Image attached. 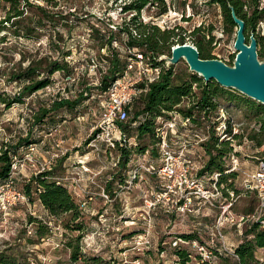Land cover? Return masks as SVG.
Segmentation results:
<instances>
[{
    "label": "rangeland",
    "instance_id": "rangeland-1",
    "mask_svg": "<svg viewBox=\"0 0 264 264\" xmlns=\"http://www.w3.org/2000/svg\"><path fill=\"white\" fill-rule=\"evenodd\" d=\"M166 2V13L156 16L155 8H144L140 14L141 20L144 23H156L162 29L181 26L185 42L189 43L196 41V35L190 34L194 27L201 25L209 29L213 26L211 34L214 35V40L206 46V50L227 63L234 58L235 32L230 34L223 30L219 6L208 3V0ZM262 2L264 3V0ZM122 3L120 0H68L66 3L61 0L62 7L73 12L69 17L75 22L71 32L61 29L66 44L63 49L68 50L64 59L71 66L72 72H54L48 85L23 97V101L14 102L9 108L0 103V148L4 144L17 145L21 138H26L28 131L29 140H34L19 145L17 151L13 152L17 166L10 171L9 179L0 182V252L14 257L18 262L26 260L28 264H85L81 257L75 262L71 261L70 248L65 244L68 238L80 234L81 254L86 257L96 256L100 264H182L177 251L185 249L171 245V240L175 235L191 233L196 235L195 238L200 240L198 242L207 250L212 251V259L216 264H227L215 254L219 252L215 248L221 245V241H208L210 233L205 227V224L215 220L219 213L218 208L212 210L206 206L203 208L206 215H187L182 222L175 211H167V208L171 207L169 202L156 204L155 193L160 184L146 169L151 162L149 149L142 152L133 150L124 167L117 146L95 147L88 143L91 128L100 118V97L97 96L95 81L102 78L106 69V62L101 56L109 53L106 48L98 51L97 47H92L90 25L107 26L117 30L116 27L123 25L124 20H128L130 16L121 10ZM263 28L264 20L258 29ZM46 37L43 35L32 41L9 37L5 42H0V93L14 96L20 90V82L10 77L15 70L27 65L28 61L21 59V50L26 51L28 58L43 54L59 57L50 50ZM126 38V34L121 32L113 40V45L123 54ZM188 66L185 60L180 59L174 64L175 75L187 78L188 72L194 73ZM86 86H91V93L76 109L51 111L45 122H33L35 112L38 111L36 109L42 104L50 105L60 97L74 99ZM193 90H198L197 83H193ZM220 100L217 110H226L241 129L231 142L233 144L229 145V150L219 160L226 168L232 165V157L235 156L244 164L243 168L255 171L259 164L257 158L264 156V141L257 145L256 140L250 137V134L258 129V124L245 107L224 100L220 103ZM139 101L131 106L132 110L128 115L127 122L132 126L137 124L132 120L134 110L141 108ZM189 105L185 98L179 108L185 109ZM196 112L195 114L199 115L202 111ZM215 113L216 110L211 111L209 115ZM209 120L204 121L203 126L211 124ZM135 129L136 127L133 133L136 132ZM191 137L187 135L188 139ZM207 145L208 143L204 144L203 149L208 161L210 157ZM12 166L13 164L11 168ZM44 170L54 171L53 178L74 194L86 224L81 232L64 227L63 222L67 220V215H51L41 203L35 187L30 195L25 193V199L8 204L7 198L10 197L11 189L22 190L30 178ZM234 173V178L227 177L221 184L223 192H227L229 183L242 189L243 176ZM105 185L110 186L112 196L107 192V196L103 194ZM238 195L231 207L235 215H246L258 207L259 197L254 190L239 191ZM31 217L48 225L51 221L50 232L39 238L36 233L37 223L31 222ZM235 220V223L222 227L226 239L234 244L237 237H243L247 224L246 220H239L238 217ZM239 230L242 235L238 234ZM186 247L193 256L190 257L191 260L196 259V254L199 255L197 247ZM257 251V256L264 264V248ZM226 256L236 260L232 256Z\"/></svg>",
    "mask_w": 264,
    "mask_h": 264
},
{
    "label": "trees",
    "instance_id": "trees-1",
    "mask_svg": "<svg viewBox=\"0 0 264 264\" xmlns=\"http://www.w3.org/2000/svg\"><path fill=\"white\" fill-rule=\"evenodd\" d=\"M65 3L68 0H64ZM123 3L120 5L121 10L130 14L128 20H124L123 25L116 27L113 30L110 27L90 25V34L92 47H97L99 51L106 48L109 53L101 56L106 62V69L100 78L101 85L96 86L98 92H102L108 84L117 76L121 75L128 58L134 54L130 51L121 53L119 49L113 45V40L117 34L123 32L127 38L124 44L129 47H135L138 51H152L153 60L156 63L163 64V61L157 60L156 57L162 54H170L171 46L176 43L185 42V35L181 26L161 28L156 23H144L140 14L144 8H155V15L166 13L168 6L166 0H120ZM208 3L219 6L222 15L223 30L227 33L236 31V24L232 16V10L235 14L245 21V36L247 40L253 33L257 37V52L260 58H264V28L259 30V26L264 20V3L262 0H208ZM61 0H0V42H5L9 37L21 38L25 40H36L43 35L47 36L48 45L54 54L59 57H53L50 54H43L28 58L26 51L21 50L22 61L27 60V65L24 68L15 70L10 79H15L20 82V90L14 96L0 93V103L4 104L5 108H9L14 102L23 101V97L31 94L48 85L51 82V76L56 71H61L64 74L72 72L71 66L68 64L64 56L68 54L65 39L63 37V28L71 32L74 27L73 21L70 20L71 14L67 9L62 7ZM71 7V6H69ZM205 29L204 26L198 25L190 32L191 35H196L194 44L199 50L202 58H216L206 46L214 40L212 28ZM62 29V30H61ZM135 32H134V31ZM234 57V55H233ZM232 64V60L229 61ZM193 83H197L198 90H193ZM91 91V86L80 90L74 99L57 98L50 105H44L37 108L34 115V123H43L45 118L51 111L66 109L73 111L83 102ZM86 93V95H85ZM187 99L190 105L187 108H179V104L183 99ZM140 99V101H139ZM221 99V100H220ZM218 100L234 102L239 106L245 107L251 113V117L258 124V129L254 130L250 137L256 140L257 145H261L264 141V104L243 95L241 92L220 85L215 80L210 79L205 81L196 73L188 72L187 78H184L174 73V64L164 67L159 78L150 83L148 89L135 100L140 102L141 108L134 110V121L136 126L131 123L123 122L125 138L121 143H117V149L121 154V162L124 167L133 150L142 152L144 150H152L155 144V121L158 116H165L166 111L178 109L184 114H195L204 111L208 115L211 111L218 108ZM131 105V106H132ZM178 107V108H176ZM128 108V115L131 111ZM196 110V111H195ZM50 121L52 118H49ZM210 121V120H209ZM136 127V132L133 129ZM29 131L26 138H21L18 144H4L0 148V182H3L10 177L11 164L13 161V152L17 151L21 144H28L34 140H29ZM237 137V136H236ZM221 144V146H219ZM232 143L229 140H220L218 136L211 132L209 143L206 146L208 155L207 168H214L220 172L224 170V166L219 158L225 154ZM215 150V153L213 151ZM12 153V154H11ZM52 170H44L39 174L30 178L24 184L22 191L30 195L33 187L37 189V196L41 200L43 206L53 216L67 215L63 225L65 228L81 232L85 228V220L80 211L79 204L74 194L68 190L66 186L53 178ZM235 173L231 172L226 176H220L218 183L226 181V178H234ZM109 185H105V190L108 195L112 196ZM226 189H234L236 193L242 192V189L233 186L229 183ZM224 194L227 192L224 190ZM31 222H36V233L39 238L46 235L52 229L46 222L37 220L31 217ZM182 236L190 239L196 237L195 234H182ZM80 234H76L68 238L65 242L70 248L71 261H77L80 257L85 264H100V260L96 256H83L80 248ZM264 248V226H261L258 221L246 224L238 244L235 246L237 260H231L225 254L216 252L220 259L225 260L227 264H262L261 259L257 256L258 249ZM178 258L182 264H208L207 261H201L199 256L192 259L188 256L185 250L177 251ZM90 259L94 260L93 262ZM1 264H28L26 260L16 261L13 257H8L0 252Z\"/></svg>",
    "mask_w": 264,
    "mask_h": 264
},
{
    "label": "built area",
    "instance_id": "built-area-1",
    "mask_svg": "<svg viewBox=\"0 0 264 264\" xmlns=\"http://www.w3.org/2000/svg\"><path fill=\"white\" fill-rule=\"evenodd\" d=\"M124 50L131 51L134 56L128 58V64L121 75L97 94L100 97L98 103L100 118L90 131L91 138L88 143L91 146L105 145L107 148H114L117 143L124 141L125 134L121 123L128 119V108L148 89L150 83L159 78L163 68L167 67L164 61L163 64H159L153 60L151 50L144 53L127 44H124ZM159 56L156 57L157 60ZM95 85H101L100 78L95 81ZM207 118L205 110L199 115L169 110L166 111L165 116H158L155 121L154 152L148 151L151 162L146 169L160 184L159 190L155 193L156 204L157 202H169L171 207H168L167 211H175L182 222L187 215H206L203 213V208L206 206L212 210L218 208L219 213L215 216V220L210 224H205L210 233L208 241L213 243L219 239L221 245L215 248L216 251L237 260L235 244L226 239L222 233V227L235 223L237 217L239 220H246L247 224L258 221L261 226H264V156L257 158L259 164L255 171L243 168L244 164H241L239 158L235 156L232 157V165L226 166L221 172L214 168H207L206 152L203 146L209 143L211 132L220 140H229L231 143L241 129L226 110H216L215 114L209 115L211 124L203 126ZM188 134L190 137L192 135L190 139L187 138ZM16 162L13 158L11 171L16 168ZM231 172H237L243 176L242 192L254 190L259 197L258 207L246 215L238 216L233 213L231 207L239 195L234 189H227V195L224 194L222 183H218L220 176ZM102 192L107 196L105 186ZM9 196L8 204L16 203L26 197L22 190L15 188L10 190ZM50 222H48L49 225H52ZM238 234L242 235V231L239 230ZM198 241L200 240L197 238L190 239L175 235L171 240V245L179 249L184 247L183 249L191 258L193 256L186 245L195 246L199 253L196 256H199L201 261L216 264L212 259V251L207 250Z\"/></svg>",
    "mask_w": 264,
    "mask_h": 264
},
{
    "label": "water",
    "instance_id": "water-1",
    "mask_svg": "<svg viewBox=\"0 0 264 264\" xmlns=\"http://www.w3.org/2000/svg\"><path fill=\"white\" fill-rule=\"evenodd\" d=\"M232 16L236 24L232 64L220 58H202L197 47L189 42L176 43L170 54L159 56L166 66L185 60L189 70L197 73L205 81L215 80L222 86L241 92L264 104V58L257 52V37L252 33L247 40L245 21L234 10Z\"/></svg>",
    "mask_w": 264,
    "mask_h": 264
},
{
    "label": "crops",
    "instance_id": "crops-1",
    "mask_svg": "<svg viewBox=\"0 0 264 264\" xmlns=\"http://www.w3.org/2000/svg\"><path fill=\"white\" fill-rule=\"evenodd\" d=\"M238 236H239V235H238ZM227 240H229V239L227 238ZM239 241H240V238L237 237L236 240L234 241V242H235V246L238 244ZM232 243H233V242H232Z\"/></svg>",
    "mask_w": 264,
    "mask_h": 264
}]
</instances>
